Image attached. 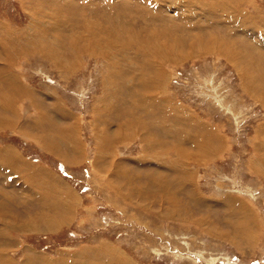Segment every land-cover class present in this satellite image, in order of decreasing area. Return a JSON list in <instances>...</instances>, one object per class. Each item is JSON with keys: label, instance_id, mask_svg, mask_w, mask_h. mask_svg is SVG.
I'll list each match as a JSON object with an SVG mask.
<instances>
[{"label": "rangeland", "instance_id": "1", "mask_svg": "<svg viewBox=\"0 0 264 264\" xmlns=\"http://www.w3.org/2000/svg\"><path fill=\"white\" fill-rule=\"evenodd\" d=\"M242 1L220 0L217 22H264V0ZM214 4L0 0V223L20 230L7 257L264 264V35L212 25ZM151 82L167 116L147 113Z\"/></svg>", "mask_w": 264, "mask_h": 264}, {"label": "bare ground", "instance_id": "2", "mask_svg": "<svg viewBox=\"0 0 264 264\" xmlns=\"http://www.w3.org/2000/svg\"><path fill=\"white\" fill-rule=\"evenodd\" d=\"M151 1V0H150ZM159 1H161V0H159ZM228 2L230 1V0H227ZM233 1V0H232ZM238 1H240V0H238ZM242 1V0H241ZM155 6L158 4V3H160V2H158V1H155V2H152ZM163 3V2H162ZM221 2H220V0H218V1H216L215 0V4L214 5H212V6H210V8L212 9V11L210 12V16H211V20H212V25H221V26H223V22H228V23H236L234 26V28H236V29H239V30H244V32H242L245 36H248V35H251L252 36V38L253 37H257V38H260V37H262L263 35H264V33L263 32H260V31H258L257 30V28H260L261 26H263L264 27V22H263V20H262V18H259V16H258V18H254V17H251V16H249L248 15V13H249V11L247 10V9H244V11L241 13V14H231L230 15V17L228 18V20H226V21H221V22H217L218 21V17H219V15L220 14H222L223 13V10L221 11L222 13H220V10H219V8H222L221 7V4H220ZM225 3V2H224ZM232 3V2H231ZM230 3V4H231ZM242 3H244L243 1H242ZM251 3V2H250ZM217 4V5H216ZM228 4V3H227ZM247 4V3H246ZM233 5V4H232ZM242 5V4H241ZM154 6V7H155ZM198 6H200V4L198 5ZM224 6V5H223ZM231 6V5H230ZM247 6V5H246ZM175 7V6H174ZM202 7H203V5H202ZM208 8L209 7H207L206 9H203V10H201L200 9V11H201V15H203V14H205L206 13V11L208 10ZM237 8V7H236ZM252 8V7H251ZM166 9V8H165ZM229 10V9H228ZM198 11H199V9H198ZM256 11V10H255ZM171 12H172V10H171ZM230 12V11H229ZM232 13H234V12H232ZM251 15V14H250ZM199 17V16H198ZM219 18H221V17H219ZM264 18V17H263ZM157 22V21H156ZM156 24V23H155ZM224 28V27H223ZM241 33V34H242ZM250 37V36H249ZM248 37V38H249ZM256 40V39H255ZM258 40V39H257ZM262 46V45H261ZM259 48V47H258ZM246 49V48H245ZM248 49V48H247ZM251 49H253V48H251ZM251 49H249V50H251ZM243 50V49H242ZM256 51H257V49L254 51V53L256 54ZM240 52H242L241 50H240ZM263 52V51H262ZM244 53V52H243ZM253 53V54H254ZM259 54V53H258ZM242 56V55H241ZM248 56V55H247ZM254 57V56H253ZM261 59V58H260ZM262 61V60H261ZM240 62V61H239ZM235 64H236V61L234 62ZM238 63V62H237ZM261 63V62H260ZM239 64V63H238ZM1 66V65H0ZM260 66V65H259ZM248 69V68H247ZM152 70V69H151ZM257 70V69H256ZM255 71V70H254ZM253 71V72H254ZM260 71V70H259ZM9 72V71H8ZM0 75H2V74H0ZM4 76V75H3ZM1 77V76H0ZM5 77V76H4ZM4 77H3V79H4ZM148 78H149V76H147ZM16 79V78H15ZM14 79V80H15ZM151 79H152V82H153V78L151 77ZM158 80H160V79H156V82L158 81ZM13 81V80H12ZM142 81L143 82H145V81H147V78H146V75H145V77L142 79ZM150 83L148 86H147V84L146 83H144V84H142L143 85V90L144 91H147L148 92V94L149 95H151L149 98H150V100L152 101L151 103H154V105H155V107L153 106V105H151L150 104V102H149V100H147L146 98V100L149 102V104H150V106H149V108H147V113L148 112H150V111H152V113H151V115H152V118L153 119H155V118H157L158 116H162L163 117V115L164 116H167V111H164V110H166L167 109V102H166V100H163V98L160 100V98H158L157 96H154L156 93L157 94H160L161 93V88H160V86L159 87H156V84L154 85L153 83ZM155 82V81H154ZM162 85V84H161ZM148 89H150V91L148 90ZM153 91V92H152ZM28 93V92H27ZM145 97H147L146 96V94H145ZM146 100H145V104H146ZM132 102V101H131ZM64 103V102H63ZM134 103V102H133ZM139 104H142V103H139ZM60 108V107H59ZM58 108V109H59ZM144 109V108H143ZM152 109V110H151ZM60 110V112H61V114L62 113H64L65 111L63 110V109H59ZM177 113V112H176ZM181 113V112H180ZM178 114V113H177ZM65 116V115H64ZM41 117V116H40ZM47 119V118H46ZM42 120H43V117H42ZM181 126V125H180ZM11 127V126H10ZM152 129H153V132L152 133H149V131H147V133H149V135L150 134H155L156 132H155V128L154 127H152ZM158 129L159 130H162L160 127H158ZM164 130H165V128H164ZM166 131V130H165ZM160 135H165L164 134V132L163 131H161L160 132ZM221 143H222V145H221ZM210 146H212V148H213V146H223V142H222V140L221 139H215V140H213L211 143H209L208 144V147L210 148ZM11 153H13V152H11ZM16 157H18V155L16 156ZM191 159V158H190ZM192 160V159H191ZM194 160V159H193ZM6 161V160H5ZM18 162V161H17ZM23 169V168H22ZM24 169H25V167H24ZM165 169V168H164ZM26 170V169H25ZM171 170H175V171H178L179 172V170L180 171H184L183 173H186V171H189V170H184L183 168H174V167H172L171 168ZM171 172V171H170ZM25 173V172H24ZM180 173V172H179ZM28 174H30V173H28ZM189 174V173H188ZM188 174H186V175H188ZM20 175V174H19ZM21 176V175H20ZM29 176V175H28ZM149 177H150V175H149ZM187 177V176H186ZM20 178V177H19ZM22 179H24L23 177H22ZM174 179H176V178H174ZM178 179V178H177ZM20 180V179H19ZM188 180V179H187ZM186 180V181H187ZM174 181V180H173ZM172 181V182H173ZM179 181V180H178ZM184 181V180H183ZM183 183V182H182ZM182 183H181V185H182ZM179 184H180V182H179ZM156 185V184H155ZM159 185V184H158ZM157 186V185H156ZM161 186V185H160ZM29 187H30V185H29ZM32 188V187H31ZM157 188V187H156ZM165 188V187H164ZM181 188V187H180ZM190 188H191V191L192 192H197V190H196V188H195V186H193V185H191L190 186ZM161 189V188H160ZM162 189H163V187H162ZM160 191H162V190H160ZM175 191V190H174ZM173 191V192H174ZM159 192V191H158ZM164 192V191H163ZM162 192V193H163ZM173 192H171V193H173ZM168 196V195H167ZM199 197V196H198ZM162 198V197H161ZM163 199V198H162ZM73 200V199H72ZM204 202H205V200H204ZM66 203H68V201L66 202ZM66 203H62L61 201L59 202V205H65L67 208L68 207H70V205L72 204H69V205H67ZM73 205V204H72ZM72 207V206H71ZM52 208V207H51ZM74 208L75 207H73V210H74ZM69 210H71L72 211V208L71 209H69ZM49 211V210H48ZM62 219V218H61ZM60 222H58V224H59ZM62 223V222H61ZM60 223V224H61ZM56 225V226H59V225ZM30 225V224H29ZM32 226V225H31ZM55 226V225H54ZM18 227V226H17ZM60 227V226H59ZM19 228V227H18ZM18 228H15V227H11V226H8V225H6L5 223H4V221L3 222H1L0 223V246H6L7 248H11V247H18L19 245H18V242H17V240L15 239V238H13L14 237V235H13V232L12 231H14V232H19L20 230L18 229ZM21 228V227H20ZM51 229V228H53V227H51L50 225H48L47 226V229ZM25 229V228H24ZM27 229V228H26ZM32 230H34V229H32ZM16 237V236H15ZM101 247V246H100ZM110 247V246H109ZM103 247H101L100 249H93L92 251H90V250H87L88 252H89V256L91 255V257L92 258H94V261H95V259L96 260H98L99 261V263L101 262L102 264H119L120 262H122L123 264H131V261L128 259V258H120L119 256H123L122 254H118V253H115L111 248L110 249H102ZM116 252H118V251H116ZM86 253V252H85ZM91 253V254H90ZM81 254H82V252H81ZM80 254V255H81ZM79 256V255H78ZM83 256V255H82ZM27 258V257H26ZM31 258V257H30ZM91 258V259H92ZM41 259H43L42 257H40L39 255H36V254H33L32 255V258H31V260H27V259H24L23 261H22V264H39V262H40V260ZM83 259L84 260H86V261H88L89 263H92L93 264V262H91V259H89V257L88 258H86V257H83ZM81 260V259H80ZM79 261V260H78ZM72 262V261H71ZM75 262V261H74ZM82 263V262H81ZM0 264H16V262L14 261V260H12V259H10L9 257H7V255H5V250H3V251H0Z\"/></svg>", "mask_w": 264, "mask_h": 264}]
</instances>
